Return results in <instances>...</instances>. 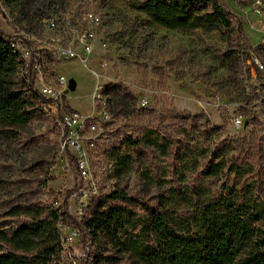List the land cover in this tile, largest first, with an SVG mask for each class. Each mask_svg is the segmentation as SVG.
I'll return each instance as SVG.
<instances>
[{
  "label": "rangeland",
  "instance_id": "374dc122",
  "mask_svg": "<svg viewBox=\"0 0 264 264\" xmlns=\"http://www.w3.org/2000/svg\"><path fill=\"white\" fill-rule=\"evenodd\" d=\"M216 1L233 26L241 30L235 35L240 49L235 74L223 66L226 45L219 35L200 30L184 34L149 26L144 15L130 9L124 0L0 3V28L8 38L22 36L35 27L29 20L31 9H65L56 14L91 10L101 17L108 45L106 69L99 68L95 61L84 67L75 61L44 59V71L48 69L44 81L51 84L58 74L64 76L66 95L56 114L41 112L16 130L15 139L0 138V224L22 220L8 216L14 205L36 203L57 208L64 192L75 189L78 174L70 150L62 148L67 131L62 137L58 118L72 109L84 115H99L106 109L102 91L111 85L131 92L137 100V111L102 125L103 133L96 138L95 148H85L90 177L99 196L116 189L120 157H135L139 152L135 147L120 145L118 138L148 143L159 135L178 148L190 147L198 159L205 151L216 150L228 167L233 165L226 185H238L264 205V0H260L261 6L256 0ZM254 59L263 70L256 67ZM93 71H99L98 78ZM98 84L104 88L94 93ZM79 135L96 136L86 129ZM153 149L146 162L134 166L120 181V187L127 186L131 198L150 206L175 184L174 171H165V164ZM148 164L152 170L147 171L146 179L143 173ZM159 165L161 170L157 171ZM185 172L191 179L196 171ZM206 183L215 196L223 190V180ZM70 211L74 215V204H70ZM131 211L143 219L140 207H132ZM259 227L264 231V219ZM58 230L67 242L62 264H78L84 254L77 237L71 235L69 227L59 226Z\"/></svg>",
  "mask_w": 264,
  "mask_h": 264
},
{
  "label": "trees",
  "instance_id": "16d2710c",
  "mask_svg": "<svg viewBox=\"0 0 264 264\" xmlns=\"http://www.w3.org/2000/svg\"><path fill=\"white\" fill-rule=\"evenodd\" d=\"M124 1L144 15L149 26L184 34L200 30L219 35L226 45L223 66L235 74L240 60L235 35L241 30L233 26L216 0ZM0 3L9 6L20 0ZM64 10L31 9L29 20L35 26L31 30L36 31L44 17ZM21 64L0 28V138L9 140L16 138L17 129L41 114L37 104L42 97L25 82ZM102 96L113 119L137 111L136 97L120 85L108 86ZM119 138L120 145L135 147L139 152L135 157H120L116 189L92 200L80 221L71 214L68 204L74 188L64 192L57 208L36 203L14 205L8 216L22 220L0 224V264H62L65 242L58 230L60 225L77 234L84 252L78 264H264V231L259 227L264 205L238 185H226L233 165L228 167L216 150L205 151L198 159L190 147L178 148L159 135L148 143ZM152 149L165 164V171H174L175 184L171 183L166 194L157 197V204L150 206L131 198L120 181L134 166L146 162ZM150 167L148 164L144 169L146 179ZM185 171H196L192 181ZM220 180L223 192L215 196L206 182L211 185ZM132 207L143 210L142 220Z\"/></svg>",
  "mask_w": 264,
  "mask_h": 264
},
{
  "label": "built area",
  "instance_id": "2783aa9c",
  "mask_svg": "<svg viewBox=\"0 0 264 264\" xmlns=\"http://www.w3.org/2000/svg\"><path fill=\"white\" fill-rule=\"evenodd\" d=\"M256 3L261 6L260 0H256ZM102 27L98 13L91 10L70 11L44 17L40 20L36 32L29 30L28 33H22V36L8 38L12 49L22 62L21 73L25 82L32 85V90L44 100L37 104L40 112L56 114L61 109L62 97L66 95L67 89L66 78L60 74L51 84L44 81L43 77L48 71V69L44 71V59L47 58V62L49 57L57 61H75L84 67L95 61L99 68H108L106 56L108 45ZM254 62L256 67L263 70V65L257 59H254ZM93 76L98 78L99 71H93ZM103 88L102 84L96 85L94 93L101 92ZM102 103L105 105L104 100ZM112 120L105 108L97 116L84 115L72 109L58 118L61 136L63 137L67 131L61 143L62 148L67 147L70 150L78 174V184L68 202L69 206L74 204L76 207L74 215L71 214L77 221H80L91 201L99 196L98 187L90 177L85 148L88 150L95 148L96 138L103 133L102 125ZM85 129L88 134L96 136L79 135L80 131L83 132ZM121 139L122 137L119 138ZM70 233L77 237L74 230Z\"/></svg>",
  "mask_w": 264,
  "mask_h": 264
}]
</instances>
